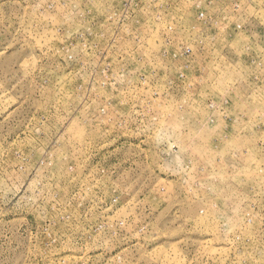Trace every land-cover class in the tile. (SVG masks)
Returning <instances> with one entry per match:
<instances>
[{
	"label": "rangeland",
	"instance_id": "374dc122",
	"mask_svg": "<svg viewBox=\"0 0 264 264\" xmlns=\"http://www.w3.org/2000/svg\"><path fill=\"white\" fill-rule=\"evenodd\" d=\"M0 264H264V0H0Z\"/></svg>",
	"mask_w": 264,
	"mask_h": 264
}]
</instances>
